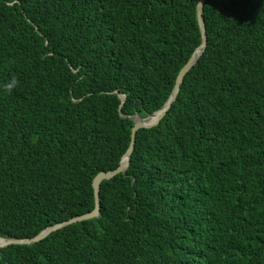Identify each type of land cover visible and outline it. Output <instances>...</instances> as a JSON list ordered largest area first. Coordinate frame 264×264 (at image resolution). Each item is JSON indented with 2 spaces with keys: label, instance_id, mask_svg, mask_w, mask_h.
<instances>
[{
  "label": "trees",
  "instance_id": "obj_1",
  "mask_svg": "<svg viewBox=\"0 0 264 264\" xmlns=\"http://www.w3.org/2000/svg\"><path fill=\"white\" fill-rule=\"evenodd\" d=\"M197 3L0 0V237L94 209L93 178L201 43ZM203 15L205 51L102 181L100 215L0 247V264H264V0Z\"/></svg>",
  "mask_w": 264,
  "mask_h": 264
},
{
  "label": "water",
  "instance_id": "obj_2",
  "mask_svg": "<svg viewBox=\"0 0 264 264\" xmlns=\"http://www.w3.org/2000/svg\"><path fill=\"white\" fill-rule=\"evenodd\" d=\"M205 1L206 0H198V3H197V17H198V21L200 25V30L202 33L201 43L196 47V49L194 50V52L192 53L188 61L184 64V66L179 71L177 78H176L174 88L170 95V98L165 103V105L161 109L147 116H141L139 114L135 115L134 117L135 123L131 131V140L118 167H116L115 169L107 170V171L102 170L98 172L93 178V186H94V194H95L94 209L89 212L76 215L70 219L52 224L46 227L45 229H43L41 232H39L33 237H25V238L0 237V247H4L12 243H32V242L38 241L46 237L52 231L62 228L70 223L85 220V219H90V218L97 217L100 215V209H101L100 189H101L102 181L104 179H110L114 177L116 174L126 171L129 161L131 159L132 152L135 148L136 136H137L138 130L143 127H151L159 123L161 118L166 114L167 110L171 107L172 103L176 100L179 94L180 88H181V84L183 83L187 72L197 62V60L199 59V57L201 56V54L205 51L207 47L208 35H207V28L205 24L204 15H203ZM123 98L125 99V95H123Z\"/></svg>",
  "mask_w": 264,
  "mask_h": 264
},
{
  "label": "clouds",
  "instance_id": "obj_3",
  "mask_svg": "<svg viewBox=\"0 0 264 264\" xmlns=\"http://www.w3.org/2000/svg\"><path fill=\"white\" fill-rule=\"evenodd\" d=\"M20 80L16 75L11 76L10 79H8L3 85L2 87L4 88V90H6L7 92H12L16 87H18L20 85Z\"/></svg>",
  "mask_w": 264,
  "mask_h": 264
}]
</instances>
